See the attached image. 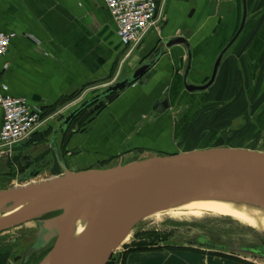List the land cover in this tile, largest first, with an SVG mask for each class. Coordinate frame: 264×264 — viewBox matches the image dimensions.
Returning <instances> with one entry per match:
<instances>
[{
    "label": "crops",
    "instance_id": "obj_1",
    "mask_svg": "<svg viewBox=\"0 0 264 264\" xmlns=\"http://www.w3.org/2000/svg\"><path fill=\"white\" fill-rule=\"evenodd\" d=\"M156 3L161 37L176 34L188 40L192 56L188 83L202 85L220 48L240 24V0ZM246 3L245 31L219 67L211 88L214 96L239 97L258 87L259 76L254 72L264 60V0ZM0 33L13 35L7 53L0 57V95L23 97L46 119L28 142L14 150L19 159L22 155L33 156L34 163L47 159L43 170L52 177L62 173L55 154L30 150L46 143L52 125L77 105L139 68L159 38L150 31L134 54H129L101 0H0ZM186 61L184 48L173 47L155 65L147 84L130 86L105 101L95 116L80 122L90 124L86 130L71 129L59 142L67 169H104L122 153L142 150L158 154L169 146L173 131H163L165 123H172L153 114V105L166 99L171 107L182 105L187 113L194 105L191 101L206 98V93L189 94L182 86ZM2 120L0 108V130ZM19 167L20 172L27 170ZM238 260L226 262L246 264Z\"/></svg>",
    "mask_w": 264,
    "mask_h": 264
},
{
    "label": "water",
    "instance_id": "obj_2",
    "mask_svg": "<svg viewBox=\"0 0 264 264\" xmlns=\"http://www.w3.org/2000/svg\"><path fill=\"white\" fill-rule=\"evenodd\" d=\"M241 1L240 27L228 47L244 27L246 4ZM154 31L159 37L157 44L139 68L77 105L52 125L46 143L30 150L53 152L60 176L33 179L48 164L47 159L34 163L31 155L19 159L15 150L0 152V181L3 175L16 174L10 186L0 189V234L35 225L33 242L19 256L22 264L41 255L44 257L38 264H108L146 218L194 202L241 204L264 212L262 151L221 147L176 155L142 154L139 160H119L104 169L72 172L65 166L59 142L76 117L85 110L95 116L108 97L130 86L147 84L155 65L173 47L181 46L186 52L182 86L187 92L204 91L212 84L227 48L216 60L209 83L197 86L188 83L192 57L188 40L176 34L163 38L159 27ZM168 107L165 99L152 109L164 113ZM19 166L27 170L19 172ZM237 224L254 242L226 244L201 233L183 244L190 249L252 257L264 263V232ZM78 225L83 228L79 234Z\"/></svg>",
    "mask_w": 264,
    "mask_h": 264
},
{
    "label": "rangeland",
    "instance_id": "obj_3",
    "mask_svg": "<svg viewBox=\"0 0 264 264\" xmlns=\"http://www.w3.org/2000/svg\"><path fill=\"white\" fill-rule=\"evenodd\" d=\"M136 49L138 48H135L134 51ZM134 51L133 53L131 52L132 55ZM145 58L147 57H143L142 60ZM191 102L194 105L189 112L186 113L182 105L180 109H177L180 112L179 123H182L181 116L183 114L185 121L186 117H188L184 125L181 123L164 124L163 132H167L169 129L171 134L172 131L175 134L171 138L170 145L164 147V150L158 152V154L176 155L183 152L221 147L243 148L264 152V122L261 121L259 124L250 123V113H246V109L242 107L244 109L243 112L241 111L242 115L240 114L241 112H209L206 111V108L203 109L197 98ZM88 114L87 111L85 115L88 116ZM243 115H248L249 119ZM236 116H243L242 121L246 123L241 130L235 129L231 124L232 118ZM89 125L74 124L72 129L75 128V131H81V126L85 130L84 127ZM71 133L72 130L69 135ZM142 154H144L142 150L129 151V153L121 154V160L124 162L136 161L141 159ZM145 154L154 153L146 152ZM118 156L112 158L110 164L117 163L119 161ZM46 171L40 170L36 176H33V179L52 177ZM15 175V173H12V175L1 176L0 189L10 186L11 183L9 181L14 180ZM151 217L146 218L129 234L120 249L112 256L109 264H228L226 261L229 259L232 261L239 259L238 261L246 264H264L262 261L252 257L234 256L218 251L190 249L183 244L201 235V233L226 244H250L254 242L251 236L247 230L237 223L257 231H260L258 228L263 229L262 225L258 226L255 222H246L243 219L241 220L224 213H210L197 219L192 217H188V219L166 217L162 220L163 222H155L150 219ZM33 234L35 235V225L30 223L17 229L14 228L6 232L4 236L6 238H16V241H18L20 236L32 238ZM27 237L24 239L29 238ZM184 250L193 252H184Z\"/></svg>",
    "mask_w": 264,
    "mask_h": 264
},
{
    "label": "built area",
    "instance_id": "obj_4",
    "mask_svg": "<svg viewBox=\"0 0 264 264\" xmlns=\"http://www.w3.org/2000/svg\"><path fill=\"white\" fill-rule=\"evenodd\" d=\"M116 25L117 36L130 54L145 36L159 27L156 0H101ZM12 34L0 33V57L9 47ZM3 112L0 152H9L28 142L46 122L43 113L31 108L25 99L0 95Z\"/></svg>",
    "mask_w": 264,
    "mask_h": 264
},
{
    "label": "flooded vegetation",
    "instance_id": "obj_5",
    "mask_svg": "<svg viewBox=\"0 0 264 264\" xmlns=\"http://www.w3.org/2000/svg\"><path fill=\"white\" fill-rule=\"evenodd\" d=\"M247 0H245V4H246V19H245V23H244V27L242 32L240 33V35L236 38V40L228 47V45L231 43L232 39L234 38L235 34L237 33L239 26L237 27V29L233 32L232 36L228 39V41L222 46V48H220L217 56L215 57V60L212 64V70L210 72V74H208V76L206 77L205 82L202 84H208L212 75V71H213V67L214 64L216 62V60L218 59V57L220 56V54L225 50V52L223 53V56L221 57V61L218 65L217 71H216V75L215 78L212 82V84H210V86L204 90V91H200V92H194V93H199V94H203L206 93V98H201L200 100V105L203 106V109L206 108V111L209 112H223L227 113V112H243L244 109H246V113H250V123L253 124H259L261 121L264 122V60H262V62H260L259 66H258V70H256L255 73V77H257V75L259 76V83H258V87L252 91H246V92H242L243 94H241V96H233V97H223L221 93L216 94L215 96L211 93V88L215 85L216 79H217V74H218V70L219 67L222 63V61L224 60V57L228 54V52L232 49V47L238 42V40L241 38V36L243 35L244 31H245V27H246V21H247ZM241 3V13H243V4L242 1L240 0ZM243 15V14H242ZM242 19V17H241ZM241 23V20H240ZM147 58H145L142 61H145ZM134 72V71H133ZM187 92V91H186ZM189 93V92H187ZM189 94H193V93H189ZM117 96V94H116ZM114 96V98L116 97ZM112 98V99H114ZM228 99V100H227ZM169 104V103H168ZM242 107L244 109H242ZM180 109V106H176V107H171L169 105L168 109L164 112V113H156L155 111H153V114H156L158 117L159 116H164V119L166 120V118H168V120H170V122L172 124H178L179 122H176V119L179 117V111L177 109ZM200 110V109H199ZM202 111V110H200ZM240 113L241 115L243 113ZM245 118L249 119L248 115H243ZM243 116H236L235 118H232L231 120V124L235 129L241 130L245 127L244 124H246L245 122L242 121V117ZM182 119V123L184 125V122H186L188 120V117H186V121L184 120V114L183 116H181ZM179 123V124H180ZM166 124V123H165ZM84 126V125H83ZM83 126H81L82 130ZM85 130L87 129V127H84ZM175 134V133H174ZM119 160L122 159V155L118 156ZM111 162V161H110ZM108 165V164H107ZM6 233H2L0 234V264H22L21 259H19V256L21 254V252L27 247L29 246L33 240L35 235L33 234L32 238L31 237H27V236H20V239L18 241H16L15 239L12 238H6ZM28 238V239H24V238ZM44 257V255L41 256H33L32 258H30L25 264H38L42 258ZM114 264V263H113Z\"/></svg>",
    "mask_w": 264,
    "mask_h": 264
},
{
    "label": "bare ground",
    "instance_id": "obj_6",
    "mask_svg": "<svg viewBox=\"0 0 264 264\" xmlns=\"http://www.w3.org/2000/svg\"><path fill=\"white\" fill-rule=\"evenodd\" d=\"M228 214L246 222H255L256 225H262L263 229L258 228L264 232V212L243 205H235L221 202H194L178 209L169 210L159 214L153 215L150 219L155 222H160L166 217L171 218H201L208 214ZM206 217V216H205ZM170 219V218H169ZM262 220V221H261ZM163 222V221H162ZM82 227L78 225L77 234L82 231Z\"/></svg>",
    "mask_w": 264,
    "mask_h": 264
},
{
    "label": "trees",
    "instance_id": "obj_7",
    "mask_svg": "<svg viewBox=\"0 0 264 264\" xmlns=\"http://www.w3.org/2000/svg\"><path fill=\"white\" fill-rule=\"evenodd\" d=\"M114 96H116V94H114V95L108 97V98L106 99V101L111 100L112 98H114ZM86 112H87V110L83 111L79 116L76 117V119H75V120L72 122V124L69 126L66 135H69V133H70L72 127L74 126V124H81V123H83L84 120H87L88 118L91 119V117H92L93 115H89V114H88V116H87V115H85ZM85 118H86V119H85ZM90 119H89V120H90ZM89 120H88V122H89ZM80 122H81V123H80ZM88 122H87V123H88ZM139 250H140V249H139ZM108 264H109V263H108Z\"/></svg>",
    "mask_w": 264,
    "mask_h": 264
}]
</instances>
